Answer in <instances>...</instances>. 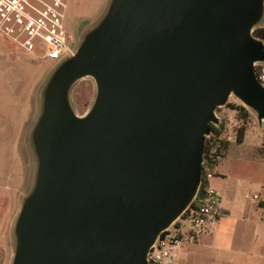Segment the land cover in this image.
<instances>
[{"label": "water", "instance_id": "water-1", "mask_svg": "<svg viewBox=\"0 0 264 264\" xmlns=\"http://www.w3.org/2000/svg\"><path fill=\"white\" fill-rule=\"evenodd\" d=\"M263 19L264 0H110L40 90L12 264H150L200 194L218 109L234 96L264 122Z\"/></svg>", "mask_w": 264, "mask_h": 264}, {"label": "rangeland", "instance_id": "rangeland-1", "mask_svg": "<svg viewBox=\"0 0 264 264\" xmlns=\"http://www.w3.org/2000/svg\"><path fill=\"white\" fill-rule=\"evenodd\" d=\"M109 2L66 0L65 20L73 50L82 36L94 28L93 24L104 14ZM56 65L57 62L43 58L42 49L30 53L0 33V264L13 263L14 226L22 198L31 189L33 181L29 132L40 113V90ZM96 92V82L92 77L83 78L74 86L71 100L79 116L90 112ZM230 104L242 102L232 96L229 103L217 111L221 120L218 127L223 128L221 138L231 143V149L213 174L228 176L227 186L239 189L241 195L251 201L254 194H263L264 191V122L260 124L257 115L247 107L251 116L243 120L242 114L233 110ZM243 127L245 132L241 136ZM239 136L241 143L238 142ZM238 179H241V184ZM258 214L253 219L261 220L264 208L259 206ZM181 225V231L186 235L190 222L182 219ZM252 228L255 224L248 223L241 226L240 231L246 230L248 235ZM198 236L201 237L198 242L196 238L185 237L180 248V256L186 264H264V258L226 252L217 247L218 230ZM242 246L246 251L250 250L244 243Z\"/></svg>", "mask_w": 264, "mask_h": 264}, {"label": "built area", "instance_id": "built-area-1", "mask_svg": "<svg viewBox=\"0 0 264 264\" xmlns=\"http://www.w3.org/2000/svg\"><path fill=\"white\" fill-rule=\"evenodd\" d=\"M66 8V0H0V33L30 53L42 49L43 58L59 62L73 51L65 20ZM256 69L264 86V63H258ZM213 177L211 172L204 173V197L198 209L183 218L190 222L186 235L181 231V220L173 228L176 231H165L149 253L150 264H186L179 253L185 237L196 238L215 228L223 210L221 195L211 186ZM253 199L264 202V191L254 194Z\"/></svg>", "mask_w": 264, "mask_h": 264}, {"label": "crops", "instance_id": "crops-1", "mask_svg": "<svg viewBox=\"0 0 264 264\" xmlns=\"http://www.w3.org/2000/svg\"><path fill=\"white\" fill-rule=\"evenodd\" d=\"M227 181L228 176L216 172L211 179V186L221 195L223 210V216L214 228L218 230L215 243L226 252L264 258V214L261 220L253 219V216L259 215V206L264 208V202L252 198L248 201L247 197L241 195L239 189L228 187ZM238 183H242L241 179H238ZM248 223L255 224V228H252L251 234L247 235L246 230L240 231V227H245ZM198 237L195 239L197 242L201 238ZM242 243L250 250L246 251ZM181 259L185 262L182 257Z\"/></svg>", "mask_w": 264, "mask_h": 264}, {"label": "trees", "instance_id": "trees-1", "mask_svg": "<svg viewBox=\"0 0 264 264\" xmlns=\"http://www.w3.org/2000/svg\"><path fill=\"white\" fill-rule=\"evenodd\" d=\"M256 34L264 39V25L258 27L255 30ZM233 110L238 111L241 113V118L243 120H247L250 118L251 113L250 111L243 106L242 104H230ZM222 126L218 127L216 125H213V134L207 139V145H206V162H205V173L211 172L213 173L216 167L221 163V160L224 159L225 157L228 156L230 153V147L231 143L227 140H223L221 138L222 135ZM241 136L244 135L245 128L240 129ZM238 142H242V138L239 136ZM262 151L264 153V143H263V148ZM205 187H206V181L204 186L202 187L200 194L196 201L194 202L192 208L188 212V214L185 215V218L189 217L193 212H195L200 203L202 198L204 197L205 193Z\"/></svg>", "mask_w": 264, "mask_h": 264}]
</instances>
